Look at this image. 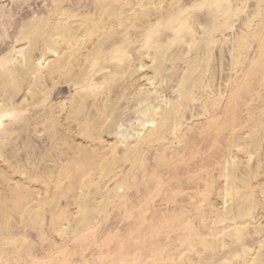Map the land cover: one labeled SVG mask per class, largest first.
Listing matches in <instances>:
<instances>
[{
    "label": "rangeland",
    "instance_id": "obj_1",
    "mask_svg": "<svg viewBox=\"0 0 264 264\" xmlns=\"http://www.w3.org/2000/svg\"><path fill=\"white\" fill-rule=\"evenodd\" d=\"M0 264H264V0H0Z\"/></svg>",
    "mask_w": 264,
    "mask_h": 264
}]
</instances>
